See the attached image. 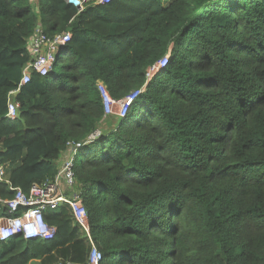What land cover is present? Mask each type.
<instances>
[{
    "label": "trees",
    "instance_id": "trees-1",
    "mask_svg": "<svg viewBox=\"0 0 264 264\" xmlns=\"http://www.w3.org/2000/svg\"><path fill=\"white\" fill-rule=\"evenodd\" d=\"M166 1L0 0L1 200L54 182L67 145L107 118L105 95H137L76 158L89 232L69 206L49 211L55 238L0 242V264H88L94 248L101 264H264V0ZM39 25L71 42L10 120Z\"/></svg>",
    "mask_w": 264,
    "mask_h": 264
},
{
    "label": "built area",
    "instance_id": "built-area-1",
    "mask_svg": "<svg viewBox=\"0 0 264 264\" xmlns=\"http://www.w3.org/2000/svg\"><path fill=\"white\" fill-rule=\"evenodd\" d=\"M68 2L78 7L79 10H84L91 2H95V5L111 3L110 0H69ZM70 42V33L56 35L51 38L42 26L37 27L28 46L32 61L23 71L19 89L13 91L9 96L7 118L10 120L18 118L19 104L15 102L13 97L19 93L22 86L30 82L31 73L35 71L42 77L49 76L51 72L55 71L56 66L59 64L58 57L66 52V47ZM167 60L168 57L161 64L166 66ZM157 68L158 66H155L152 69ZM135 97L127 100V111ZM105 98L108 100L106 95ZM101 136V133L96 131L85 143L70 142L65 153L69 154L71 158L67 157L64 161L61 160L54 182L35 185L29 194L14 189L15 196L13 199L8 201L0 199V242H5L17 235H22L27 240H53L56 236V228L50 227L46 223L45 214L49 211L58 212L64 206L71 208L77 223L86 232H89L88 216L80 194L76 191L77 183L73 168L78 157L77 152L86 146L93 145ZM4 178L5 167L0 163V180L3 181ZM21 208H26V210L18 215ZM102 260V254L94 248L88 264H101Z\"/></svg>",
    "mask_w": 264,
    "mask_h": 264
},
{
    "label": "rangeland",
    "instance_id": "rangeland-1",
    "mask_svg": "<svg viewBox=\"0 0 264 264\" xmlns=\"http://www.w3.org/2000/svg\"><path fill=\"white\" fill-rule=\"evenodd\" d=\"M69 1V0H68ZM175 0H167L165 5H168L169 3L173 2ZM112 2V0H110ZM64 55V53H63ZM63 62V61H61ZM158 72V69H151L149 71V79H152L153 76ZM105 103L107 106V118L104 120L102 125L99 128V132L103 136L106 134H110L113 131H115L118 126L120 125V121L122 118H125L127 116V100L126 101H108L105 98ZM67 157H69V154H64L62 161H64ZM71 158V157H69ZM61 165V163H60ZM31 264H40L39 262H33Z\"/></svg>",
    "mask_w": 264,
    "mask_h": 264
},
{
    "label": "bare ground",
    "instance_id": "bare-ground-1",
    "mask_svg": "<svg viewBox=\"0 0 264 264\" xmlns=\"http://www.w3.org/2000/svg\"><path fill=\"white\" fill-rule=\"evenodd\" d=\"M85 10V9H84ZM84 10H80V11H84ZM162 62V61H161ZM161 62L159 63V65H158V71L160 70V69H162V68H164V66L161 64ZM83 149H81V150H79L78 152H77V154L79 155L80 154V152L82 151Z\"/></svg>",
    "mask_w": 264,
    "mask_h": 264
},
{
    "label": "crops",
    "instance_id": "crops-1",
    "mask_svg": "<svg viewBox=\"0 0 264 264\" xmlns=\"http://www.w3.org/2000/svg\"><path fill=\"white\" fill-rule=\"evenodd\" d=\"M16 96H17V95H16ZM16 96H14V97H13V99H14V100H15ZM59 163H61V160H60V162H59ZM59 165H60V164H59Z\"/></svg>",
    "mask_w": 264,
    "mask_h": 264
}]
</instances>
